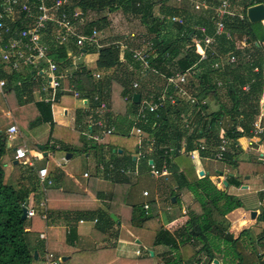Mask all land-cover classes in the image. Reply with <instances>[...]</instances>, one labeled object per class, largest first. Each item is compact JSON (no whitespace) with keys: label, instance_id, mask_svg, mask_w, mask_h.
<instances>
[{"label":"trees","instance_id":"trees-1","mask_svg":"<svg viewBox=\"0 0 264 264\" xmlns=\"http://www.w3.org/2000/svg\"><path fill=\"white\" fill-rule=\"evenodd\" d=\"M235 1V0H234ZM159 3L158 14L154 13V7ZM215 2V3H213ZM218 0H213L217 4ZM242 7L241 16H225L224 31L217 36L216 43L207 50L206 67L201 70L195 67L193 73H189L192 82V91L196 97L195 103L176 95L172 85L169 86L167 94H175L174 103L168 100L156 111L147 114L148 123L142 125L144 133L148 139H143V143L152 141L153 152L151 155L143 154L142 160H148V157L156 161L159 166L163 159L172 160L171 167L174 171L171 178L176 184V189H171L168 202L171 205L179 204V194L186 190L192 195V204L187 206L188 220L179 229L181 239L171 236L164 230L157 221V209L153 200L149 212L142 209V203H132L130 224L138 227L154 229L155 236L153 244L168 245L171 250H177L171 259L165 264H186L200 262V254H204L208 264L216 259L220 254L227 259L230 256L241 261L242 255L239 245L248 239V231L243 230L239 236L234 238L228 231L230 221L226 215L242 205V200L236 195L227 192L226 187L219 189L205 174L198 177L194 165L187 153L179 154V149L184 146L185 151L196 148L197 141L204 139L208 146H215L219 141L218 130L224 126V135L230 140L228 152L223 161L236 169V174H229L226 177L227 184L239 186L242 178L251 171H257L259 163L250 159H239L241 153L238 139L251 135L252 122L261 114L260 100L264 89V25L260 22L251 23L246 17L248 6L256 3H264V0H239ZM211 3V4H212ZM69 14L79 9L84 15L87 11H116L121 9L124 13H131L140 18L144 23L147 32L153 40V51L151 64L158 72L170 75L173 69L185 71L192 67L198 60L199 54L189 50V46L194 48L191 42L190 33H195L192 24H204L207 26V33L213 32L212 20L209 21L201 17H196L186 9H178L169 4V0H70L65 7ZM24 17V13L19 14ZM161 15L163 17H161ZM168 15H180L184 19V24H176L168 21ZM193 18L196 20L193 21ZM107 25L105 16L95 20L88 21L86 32L93 27L101 30ZM25 26V23L22 25ZM55 25L48 22L43 30L42 41L49 49V55L57 64L58 69L72 65L71 58L68 55V46L59 44L54 37ZM13 31L21 28L19 25L12 24ZM13 36L12 33L9 34ZM244 40L246 46L238 48L237 42ZM74 47H76L74 45ZM217 53H234L236 61L234 63H224L222 67L213 69L209 63L217 59ZM80 51L87 53H97L95 62L96 70H108L115 68L120 64V51L117 44H108L100 47L84 45ZM180 54L179 59H175ZM2 77H6L5 86L2 88L4 98L8 99L14 106L16 119L29 121L24 127L33 128L42 122L50 124V139L54 137L56 123L51 116V105L55 102L33 101V74L28 69L20 71H8L3 69ZM34 71V70H33ZM36 72V71H34ZM92 70L83 63L72 73L71 78L67 80L68 84L73 85L76 91L88 99V111L97 105L93 99L96 93L103 94L106 100L109 113H106V126H111V115L115 107H119L123 100V113L117 114L118 117H126L134 114L139 106L132 102L133 92L129 91L128 80L119 82V89L116 90V80L111 76L104 82L96 81L92 77ZM189 78V77H188ZM20 83L17 84L16 82ZM217 81L220 84L217 85ZM64 84V82H62ZM246 87V88H244ZM138 90V89H137ZM104 91V93H103ZM116 91H120L119 93ZM139 93L141 91H138ZM11 94V97L9 95ZM116 94V95H115ZM8 96V97H7ZM25 96V98H23ZM61 94H58L60 97ZM117 96V98L115 97ZM122 98V99H121ZM206 102H203L205 101ZM213 102L215 109L209 112V104ZM116 103V106H115ZM6 104L8 105L7 101ZM79 113V112H78ZM80 113H82L80 111ZM261 124L264 125V115H261ZM130 122L128 127H131ZM23 126V125H22ZM115 126V125H114ZM241 128V130L238 129ZM0 130V264H32L34 261V248L30 244V231L27 230V218H22L23 204L31 192L37 194L40 184L35 166L25 165L19 173L14 183L5 182V170L2 157L7 152L8 135ZM79 130V129H78ZM69 131L77 135L82 150L92 149L95 152L98 164H114V170L109 174H104L105 178L116 184H127L130 178L118 171L123 165L134 163L132 155L126 156L124 150L121 153L112 151L109 145L105 143L106 137L113 135H125L138 142V136L121 132L115 126L111 133H103L99 140L87 139L80 134V131ZM186 137V141H183ZM264 140V133L261 135ZM79 144V143H78ZM184 144V145H183ZM55 145V144H54ZM139 145V143H138ZM47 145H45L46 147ZM165 147V148H164ZM174 147V151L169 155L164 150ZM10 148V147H9ZM36 150L39 149L35 147ZM61 150L72 151L71 147L61 143ZM108 148V149H107ZM140 150V147H139ZM38 151V150H37ZM109 152L111 158L106 159L105 153ZM203 155H211L210 151H201ZM170 156V157H169ZM175 162H174V160ZM181 165L180 171L175 170L177 164ZM260 169V168H259ZM240 174V175H239ZM238 175V177H237ZM175 196V201L171 197ZM101 215H99L100 217ZM261 220L264 221V211L261 213ZM39 219L40 216L37 215ZM96 218V221L99 220ZM42 220V219H41ZM70 228V232L72 231ZM260 243H264V228ZM193 239L192 243L190 239ZM177 242L181 244L177 247ZM224 245V247H222ZM149 255L137 257L135 259L122 258L119 264H149ZM145 262V263H144Z\"/></svg>","mask_w":264,"mask_h":264},{"label":"crops","instance_id":"crops-1","mask_svg":"<svg viewBox=\"0 0 264 264\" xmlns=\"http://www.w3.org/2000/svg\"><path fill=\"white\" fill-rule=\"evenodd\" d=\"M213 0H169V4L178 9H186L189 13L195 16V18L201 17L206 20H212L213 32L211 34L207 33V26L204 24H197L194 22L191 27L195 29V33H190L189 37H191V42L194 44L195 37L200 38L202 34H207L209 36L214 37V45L216 43V38L221 33H216V20L218 18L219 13V5L221 0H218L217 4L212 3ZM237 1L239 0H230L229 7L227 8L230 14L225 13L223 15V19L225 16H241L242 15V7L240 3ZM241 1V0H240ZM248 1V0H244ZM159 3L154 7V13L158 14V7ZM212 3V4H211ZM194 4H199V8H195ZM88 13L91 11H87ZM86 15L88 16V13ZM113 12V11H110ZM131 14V13H129ZM133 15V14H131ZM135 16V15H134ZM137 17V16H136ZM161 17H163L161 15ZM179 19L178 21L173 20L172 18ZM193 18V21L196 20ZM140 19V18H139ZM166 19L172 23L176 24H184V19L180 15H168ZM83 21L85 25L87 24L86 16L83 17ZM91 21V20H90ZM144 24V23H143ZM96 28V27H95ZM97 29V28H96ZM203 29V31H202ZM99 32V43L102 44H117L119 46L120 51V64L108 70H96L94 68L91 69L92 73L98 72L100 73V78L96 79V81L104 82L109 76L114 78L116 81H122L127 78L128 80V88L129 91L133 93H139L141 95H153L156 92L162 91L165 85V79L161 76L165 75L161 72H158L155 67L151 64L152 60V51H153V40L151 36H141V39L135 38V33L130 32L126 33L122 39H125L124 43L121 40H113V41H106L104 42L101 39L100 30L97 29ZM54 37H55V29ZM147 31V30H146ZM148 33V32H147ZM145 32V34H147ZM130 42L135 41L136 43L133 45H129ZM57 41V40H56ZM152 43V51L149 58L150 69L144 70L140 66L139 63H135L131 58V50L132 49H139L144 47L146 42ZM63 45L68 46V55L71 58L72 65L78 64L75 60V54H73L69 46L74 44L72 42L65 43ZM211 45V46H212ZM90 46L100 47L95 44H90ZM210 46V48H211ZM238 48H243L246 46L244 40H239L237 42ZM196 52L201 50L200 46H196ZM213 47V46H212ZM78 48V47H76ZM83 47L79 48L82 49ZM190 51L193 52V48L190 46L188 47ZM214 50L216 48L214 47ZM195 52V53H196ZM82 55L81 58L77 57L79 61L89 68L87 64L88 54L87 52L80 51ZM217 59H215L212 63H209V66H213L214 62L219 61L220 66L222 67L224 63H228V58L234 53H217ZM235 61H236V55ZM180 54L175 57V59H179ZM97 59V54L95 57V61ZM208 60V59H207ZM234 61V62H235ZM232 62V63H234ZM230 63V62H229ZM196 64V63H195ZM194 64V65H195ZM201 65V70L203 67H206V61L200 62L198 66L199 68ZM90 69V68H89ZM215 69V68H213ZM174 72L170 73L174 74L176 72H183L178 69H173ZM34 73L33 80V89H32V98L33 101L43 100L46 101L48 96L47 92L44 90L45 87L49 86L48 80L49 76L46 70H38ZM108 76V77H107ZM187 82L185 83V93L181 96L182 99H185L186 102L188 100V96L190 93H194L192 91V82L190 79V75L187 74ZM133 81L139 82L138 90L132 88L131 83ZM154 82H158L155 84ZM220 81H217V85H219ZM3 91V90H2ZM1 92L2 96L4 97L3 93ZM117 92V91H116ZM120 92V91H119ZM118 92V93H119ZM104 93V91H103ZM177 93V92H176ZM195 94V93H194ZM193 95V94H192ZM196 95V94H195ZM98 96L99 100H106L103 97V94L96 93L93 96ZM194 96V95H193ZM66 97V100H63ZM82 97V98H81ZM81 97H74L72 93L67 92L61 94L59 100L51 105V116L53 121L56 123V128L54 129V137L50 139V148L52 149V153L62 152L59 148L61 143L68 145L72 149H75L79 142V138L77 135L70 133L69 131H80V134L85 136L87 139L99 140L100 136L102 135V129L97 127L95 124L94 119L96 118L93 114L96 107L99 105V101L97 105L90 108V112L88 111V99L81 96ZM195 97V96H194ZM264 97V89L263 94L260 100V104H262V100ZM85 98V99H84ZM196 98V97H195ZM122 99V98H121ZM140 100V99H139ZM120 104L123 105V100ZM189 101V100H188ZM203 102H206L203 101ZM139 103V102H138ZM57 104V105H56ZM119 104V107H115L113 110V114L111 115V126L115 130V126L121 132L128 131L131 135L138 136V142L136 144L135 150H128V153H125L126 156L132 155L133 159L135 160L133 164L130 165H123L118 168V171L123 173L124 175L130 178V182L127 184H116L110 181L109 178H105L104 174H109L110 171L114 170V164L108 163L107 165L98 164L96 160V155L94 150L89 149L87 150V156L91 154L95 156V163L97 165V173L95 179L93 181H89V177L92 173L87 172L86 170L82 171V177L86 178V183L81 182L75 174V171L66 168L64 164L60 165V163H55L53 167H48L46 164L37 165L36 158L41 157L42 154L40 151H34L33 155L29 156L28 158L33 160V164L35 166L36 171L38 168L46 167L48 169V177L51 179V183L47 185L40 184L39 192L35 194L31 192L26 200L28 208H35L37 213L40 214L42 208L40 203L44 204L46 210V218L38 219L37 216L32 218H27L29 220L27 230L30 231V244L32 248H34V252L36 251L37 258L34 259L32 264H45L46 262V253L52 254L57 259H61V257H66L67 259L64 264H119V259L127 258V259H135L137 257L146 256L147 253L149 255V264H165V262L171 259L174 253L177 251L171 250V247L168 245H155L153 244L155 232L151 236V240L146 243V246H142L143 242L141 238L144 239L143 228L145 227H138L130 224V217H131V208L130 205L132 203H142L146 200H150L153 198H158L160 200V211L162 212V219H160L159 214L157 216V221L163 220V223H172V228L176 238L181 239L179 236V229L183 226V224L188 220L187 214V206L192 204V195L190 192L186 190H182L179 194V205L176 206L168 205V197L170 194L171 189H176V184L172 178L164 179L166 180L161 186L158 180L151 188L143 187L141 190L137 188L138 184V176L141 172H148L151 176L155 179H159L162 177H156L152 175L150 172V163L154 161V159L148 157V160H142L143 154H147L146 152H142V138L147 136L144 133L142 125L138 123V125L142 129V133L140 135L134 133L133 125H130V122H133L131 114L127 115L126 117H118L117 114L123 113L122 105ZM56 105V106H55ZM210 105V104H209ZM116 106V103H115ZM2 107V106H1ZM0 107V129H5L9 124H15L17 126L18 132H22V125L24 127L25 123L31 121L29 119L27 122L24 119H16L10 111H4ZM80 111L82 113H80ZM79 112V113H78ZM109 113V112H108ZM107 115V114H106ZM106 115L104 116L105 119V126H106ZM149 121V119H148ZM48 124V135L44 142H37L39 145H34L38 147L42 151L45 150V143L49 140V133H50V124L48 122H42L41 124L30 128L29 130L34 131L38 126L42 124ZM148 123V122H147ZM145 123V124H147ZM115 125V126H114ZM107 127V126H106ZM225 127L222 126L219 128L220 135L222 130ZM241 130V128H239ZM96 134L98 135L97 139L90 138L87 134ZM246 137L239 138L238 142L240 145V149L242 150L239 154L238 158L247 159L248 157L252 156L254 161L259 163L257 171H251L250 174H246L248 177L242 178V181L239 186L235 185H224L223 181L226 180V177L230 174L229 164L221 160H216L211 157V155L206 156L203 155L202 152H197L194 157H191L189 151H183V149L179 152V154L187 153L189 155L196 173L198 177H202L207 174L206 170L209 165L206 163L209 160L212 161H220L224 163L226 166L223 169H218L216 167L214 175H209L210 179L219 189H224L226 187L227 192L233 195H236L240 200H242V205L234 210L230 211L226 217L230 221L229 232L233 235L234 238L238 237L240 232L243 230L248 231V239H244L241 244L239 245L240 252L242 255V260L238 261L233 257H229L227 259L223 258L222 255H216V259H214L209 264H264V243L261 244L259 238L263 235L262 229L264 228V221L261 220V213L264 211V195L262 193L263 185H264V162L259 159L260 155L264 153V142L260 144H254L252 148L246 149ZM147 138V137H146ZM148 139V138H147ZM183 141H186V137H184ZM204 139H200L198 142H202ZM110 143L112 140L109 141ZM139 143V145H138ZM55 144V145H54ZM184 145V144H183ZM21 146V145H20ZM197 146V145H196ZM11 147V145H10ZM17 147V146H16ZM28 147V146H27ZM82 147V146H81ZM140 147V150H139ZM171 148V147H170ZM174 148V147H172ZM108 149V148H107ZM181 149V148H180ZM195 149V148H193ZM192 149V150H193ZM47 155L49 156V151H47ZM119 150V149H118ZM116 151V149L112 150ZM183 151V152H182ZM68 153V151H65ZM119 153L122 152V149L118 151ZM228 152V151H227ZM226 152V153H227ZM43 153V152H42ZM225 153V154H226ZM148 155V154H147ZM111 154L109 152L105 153V158L109 160L111 158ZM247 157V158H246ZM65 160L71 159L72 154L70 157L63 156ZM239 158V159H240ZM14 150L9 154V163L5 165L4 170L5 173L7 170L9 173L14 172V176L12 178V182L14 183L16 178L18 177V168H20V161L17 160V163H14ZM62 160V157H61ZM151 160V162H149ZM174 160V159H173ZM175 162V160H174ZM172 164V160H170ZM22 164V163H21ZM157 164V163H156ZM175 170L180 171L181 165L179 163L175 164ZM160 166V165H159ZM59 167V168H58ZM171 167V166H170ZM8 168V169H7ZM260 168V169H259ZM7 169V170H6ZM123 169V172L120 171ZM234 169V168H233ZM232 169V170H233ZM172 172L174 169L171 167ZM203 171L202 175H199V171ZM236 172V169H234ZM234 172V174H236ZM87 173V176H85ZM240 175V174H239ZM171 176V175H170ZM238 177V175H237ZM39 179V178H38ZM227 182V181H226ZM262 184V188L258 190L255 189L258 183ZM147 190L149 192V196L145 197L142 192ZM168 190V193L166 192ZM239 190L241 193H236L235 191ZM244 191H248V193H244ZM256 192V196L254 197L253 194ZM167 193V194H166ZM160 195V196H159ZM168 195V196H166ZM161 197V198H160ZM175 197V196H174ZM167 198V199H166ZM245 202H249L247 206ZM244 205V206H243ZM262 207V211L260 212L256 207ZM167 207H170L171 210L169 211ZM256 208V216L254 218L251 217V210ZM143 209V208H142ZM158 213V210H157ZM99 215H101L99 217ZM99 217L98 221H94ZM82 220V222H80ZM162 227V223H160ZM72 227V231L70 232V228ZM133 228V231H129V228ZM129 232V236L134 238L135 241L132 242L129 238L124 234ZM43 233L41 237L40 234ZM172 236V235H171ZM190 241L193 243L194 240L191 238ZM177 247H180L181 244L177 242ZM224 247V245L222 246ZM152 253V254H151ZM200 262L192 263V264H208V261L204 254H200ZM217 260V262H215ZM145 263V262H144ZM182 264H186L183 262Z\"/></svg>","mask_w":264,"mask_h":264},{"label":"built area","instance_id":"built-area-1","mask_svg":"<svg viewBox=\"0 0 264 264\" xmlns=\"http://www.w3.org/2000/svg\"><path fill=\"white\" fill-rule=\"evenodd\" d=\"M70 3V0H0V91L5 86L6 77L1 76V72L8 71H20L21 69H28L29 72L46 70L49 76V86L44 90L48 96L46 101L57 102L59 100L58 94H64L70 92L74 97H81L78 91L75 90L73 85L68 84L67 80L71 78L72 73L78 68L76 64L66 66L62 69H58L57 64L53 61L49 55V49L42 41L43 30L46 28L48 22H53L55 27V39L59 44H65L72 42L76 47L81 48L86 44H95L97 46H104L107 44H100L98 37V30L93 27L90 31L86 32V25L83 21L82 12L77 9L72 14H69L65 7ZM230 0H221L218 18L216 22V33H221L224 30L223 15L225 13L230 14L228 11ZM195 8H199V4H194ZM24 13V17L19 14ZM88 13V12H87ZM178 21L177 18H172ZM25 23V26L22 25ZM12 24L19 25L21 28L13 31ZM203 31V29H202ZM12 33L13 36L9 34ZM195 45L200 46L201 50L196 52V46L193 51L199 54V58L195 65L186 69L184 72H176L171 75H162L165 79V85L160 92H156L153 95H140L139 106L134 114L131 115L133 120L134 133L140 135L142 133L141 127L138 123L145 124L148 122L147 114L156 111L161 107L165 101L174 103L175 94H167L168 88L172 85L175 89L176 95L182 96L185 93V83L187 82V74L193 73L195 66H198L200 62L207 60V50L214 43V37L207 34H202L200 38H193ZM152 51V43L146 42L144 47L131 50V58L135 63H139L142 69H150L149 58ZM230 63L235 61V56L231 55L228 58ZM220 62H214L213 68L217 69L220 66ZM151 70V69H150ZM96 80L100 78V73L94 72L91 74ZM64 82V84H62ZM17 84L20 82L17 81ZM220 84V83H218ZM132 88L137 90L139 88V82L133 81L131 83ZM246 88V87H244ZM185 89V90H184ZM25 98V96H23ZM82 98V97H81ZM85 99V98H84ZM94 100L99 101L98 107L94 111L95 124L102 129L103 133H111L114 131L112 127L105 126L104 116L109 112L107 103L104 100H99L98 96L94 97ZM188 100L195 103L196 98L190 93ZM261 115L252 122L251 135L246 137V149L252 148L254 144H260L264 142L261 140V135L264 133V125L261 124ZM18 132L15 124H9L7 128L8 140L11 135ZM90 138L97 139L98 135L89 134ZM239 140V139H238ZM230 140L224 135V130L219 135V141L215 146H208L204 141L198 142L195 149L189 151L191 157H194L197 152L210 151L211 157L216 160L224 158L225 153L228 151ZM239 145V142H238ZM240 146V145H239ZM10 147V146H9ZM165 148V147H164ZM184 149L181 147L178 151ZM174 151V148H167L164 150L165 154L169 155ZM170 157V156H169ZM14 159L21 160L23 164L33 166V162L28 158V150L25 146L14 147ZM264 162V153L259 157ZM171 163L168 159H163L160 166L156 163H150V172L156 177H162L168 179L172 174ZM123 172V169H120ZM37 175L40 184L47 185L51 183V179L48 177V169L46 167L38 168ZM87 176V173H85ZM264 195V185L262 189ZM142 194L147 197L149 192L144 190ZM155 204L160 219H162V212L160 211V200L158 198L146 200L142 202L141 206L147 213L151 208V201ZM26 207V218H32L39 215L41 218H46V210L43 203H40L42 211L37 213L35 208H28L27 203L23 204ZM169 211L170 209L167 208ZM96 221V219H94ZM82 222V220H80ZM172 223H162V228L169 232L172 236L174 234ZM43 236V233L40 234ZM179 240L178 238H176ZM47 264H60V260L54 257L50 253H46Z\"/></svg>","mask_w":264,"mask_h":264},{"label":"rangeland","instance_id":"rangeland-1","mask_svg":"<svg viewBox=\"0 0 264 264\" xmlns=\"http://www.w3.org/2000/svg\"><path fill=\"white\" fill-rule=\"evenodd\" d=\"M103 16H105V19L107 22L106 27L104 29L100 30L101 39H103L104 42H106V41L110 42L113 40L122 39V37L126 33H130V32L135 33V37H133V38H135L134 40L141 39L142 38L141 36H145V37L149 36V33H147V31H146L145 25L140 21L139 17H136V16L131 15L129 13H124L121 9H118V10L113 11V12H110L108 10H103V11H99V12L91 11L88 13L87 21L95 20V19H98V18L103 17ZM145 32L147 34H145ZM121 41L124 42L125 39H122ZM128 41L130 43L129 45H133L136 43L135 41L130 42L131 40H129V39H128ZM124 43H127V42H124ZM69 49L73 54H75L74 59L78 60L77 61L78 64H76V65L77 66L81 65L82 64L81 60L79 61V59H77V57L81 58V56H82L80 54L79 48H76L73 45H71V46H69ZM87 54H88L87 64H88L90 69L94 70L95 62H96L95 57H96L97 53L90 52ZM116 82L117 83L115 85V88H116V90H118L120 88L119 87L120 86L119 81H116ZM154 83L158 84V82H154ZM117 92H119V91H117ZM9 97H11V94L9 95ZM115 97L117 98V96H115ZM66 99L67 98L64 97L63 100H66ZM6 101H7L8 105L6 104ZM0 107L4 111H7V112L10 111L11 114H14L16 112L12 103L8 99L3 97L1 92H0ZM215 108H216V106L214 105L213 102H211L208 110L210 112L211 110H213ZM8 126L5 127V130H4L6 134H7ZM48 128H49V126L46 123L38 126L34 131H31V130L27 129L26 127L22 126L21 127L22 132H20V134H19V132H17L15 134L11 135V137L9 138V143H10L11 147L10 148L7 147V152L2 157V162L4 164V167L6 164L9 163V154H10V152H12L13 148L16 146H20V145L25 146L28 150V154H30L29 156L33 155L34 151H36V148L34 145L35 144L39 145L37 142H44L45 139L42 140V138H47ZM239 128L240 127H238V129ZM145 138H142V140ZM147 138H149V137H147ZM110 140H112L111 143L109 142ZM104 142L109 144L106 147H110L112 150L122 149V150H124L125 153H128L129 152L128 150H135V147H136L135 140H133L131 137H127L125 135H113L110 138L106 137ZM45 144L47 146L45 147L44 151H46V149H48L47 151H49V156H41L39 158L37 157L36 158V164L37 165L40 166L42 164H46L48 167H53L55 163L59 162L60 165L64 164L66 166V168H69L70 170L75 171L76 172L75 174L78 176L77 178L83 183H86V181H87L86 178L82 177V171H84V170L92 173V175L89 177V181H93V179H95L96 173L98 171L97 165L95 163V156H92L91 154H89L87 156V152H84L82 150L83 148L81 147L80 144H77L76 146H74L75 149L68 152V153H65L64 150H61L62 152H58V150H57V152L52 153V149L50 148V145L48 143H45ZM37 150L40 151L42 154L43 151L41 149H37ZM142 152H146L148 155L152 154V152H153L152 141H150L149 143H145V144L143 143L142 144ZM67 154H72V158L65 160L63 158V156H67ZM61 157H62V160H61ZM251 157L252 156H250V158L249 157L248 158L246 157V158L253 160V158H251ZM32 162H33V160H32ZM21 163L22 162L20 161V164ZM206 163L209 165V168L207 167L208 170H206V172H207V175H210V176L216 174L215 173L216 167L218 169H223V167L226 166L224 163H222L220 161L209 160ZM25 165L26 164H22L21 167H24ZM229 169H230V172H229L230 174H233L235 172L233 167L229 166ZM22 170H23V168H21V170H20V168H18V170H16V172L18 171V174H19ZM13 176H14V172L9 173V171L7 170V172L5 173V182H7V183L12 182ZM245 176L246 175H244V177ZM169 178H171V176H169L168 179ZM157 180L161 186H163L164 182L166 181V180H164V178L155 179L148 172L147 173L141 172L140 175L138 176L137 188L139 190H141V188H143V187L151 188ZM260 187L262 188L261 182L256 185L255 189L256 190H258V188L261 189ZM166 192L168 193V190ZM235 192L242 194V192L239 190H236ZM244 193H248V191H244ZM166 196H168V195H166ZM253 196L254 197L256 196V192H254ZM245 203L247 206L249 205V202L248 203L245 202ZM168 205L170 206L169 202H168ZM175 205L178 206L179 204L176 203ZM167 208H169L171 210L170 207H167ZM27 222L29 223L28 219H27ZM158 222H159V224L163 223V220H161V221L158 220ZM128 228H129V231H131V232L133 231V228H130V227H128ZM143 229H144L143 230L144 239L141 238V240L143 242L142 246H146V243L148 241H150L152 238L151 236L153 235L154 229H152V228H143ZM124 234L132 242L135 241L134 238H131L129 236V232H126ZM43 263L47 264L46 262H43ZM60 264H64V262H60Z\"/></svg>","mask_w":264,"mask_h":264},{"label":"water","instance_id":"water-1","mask_svg":"<svg viewBox=\"0 0 264 264\" xmlns=\"http://www.w3.org/2000/svg\"><path fill=\"white\" fill-rule=\"evenodd\" d=\"M246 17L248 19L249 22L251 23H262L264 25V3H256V4H253V5H250L247 7L246 9ZM139 99H140V94L139 93H134L132 95V102L135 103V104H138L139 102ZM261 115H264V97H263V100H262V104H261ZM1 131H3V129H0ZM10 146V143H9V140H7V147ZM14 150V148H13ZM120 151V149L118 150ZM47 155V152L46 151H43L42 153V156H46ZM67 157H70V154H67ZM18 161L15 159L14 160V163H17ZM151 162V160L149 161ZM203 174V171H199V175H202ZM248 177V176H246ZM224 185H227V182L226 180L223 181ZM171 201L174 202L175 201V197L172 196L171 197ZM244 206V205H243ZM260 212L262 211V207H256ZM256 208L252 209L251 210V217L254 218L256 216ZM26 207H23L22 208V218L25 219L26 218ZM152 254V253H151ZM37 258V254H36V251L34 252V259ZM67 258L66 257H61L60 261H65ZM215 262H217V260H215Z\"/></svg>","mask_w":264,"mask_h":264}]
</instances>
